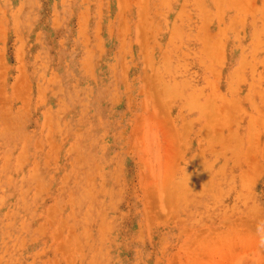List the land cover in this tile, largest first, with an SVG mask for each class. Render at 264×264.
I'll use <instances>...</instances> for the list:
<instances>
[{"label":"rangeland","instance_id":"1","mask_svg":"<svg viewBox=\"0 0 264 264\" xmlns=\"http://www.w3.org/2000/svg\"><path fill=\"white\" fill-rule=\"evenodd\" d=\"M264 0H0V264H264Z\"/></svg>","mask_w":264,"mask_h":264},{"label":"clouds","instance_id":"2","mask_svg":"<svg viewBox=\"0 0 264 264\" xmlns=\"http://www.w3.org/2000/svg\"><path fill=\"white\" fill-rule=\"evenodd\" d=\"M262 243H264V240H262Z\"/></svg>","mask_w":264,"mask_h":264}]
</instances>
